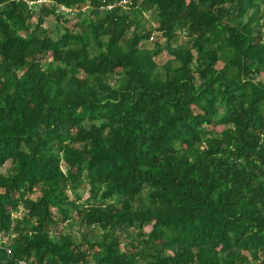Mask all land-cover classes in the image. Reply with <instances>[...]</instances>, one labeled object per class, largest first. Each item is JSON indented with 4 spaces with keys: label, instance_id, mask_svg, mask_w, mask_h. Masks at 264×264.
I'll list each match as a JSON object with an SVG mask.
<instances>
[{
    "label": "trees",
    "instance_id": "trees-1",
    "mask_svg": "<svg viewBox=\"0 0 264 264\" xmlns=\"http://www.w3.org/2000/svg\"><path fill=\"white\" fill-rule=\"evenodd\" d=\"M29 1L0 0V264H264V0Z\"/></svg>",
    "mask_w": 264,
    "mask_h": 264
},
{
    "label": "rangeland",
    "instance_id": "rangeland-1",
    "mask_svg": "<svg viewBox=\"0 0 264 264\" xmlns=\"http://www.w3.org/2000/svg\"><path fill=\"white\" fill-rule=\"evenodd\" d=\"M130 0H126V2H124L123 5H127L129 3ZM44 26L48 27V30L50 31V33L52 34L53 37H56L57 33H60V28L56 27V22L53 20V18H48L44 21ZM69 30L71 31H77L78 30V24H77V20L74 18L69 21V23L66 25ZM148 27H150V23L147 24ZM154 36L156 37V34H154ZM153 43L155 42L152 41ZM160 44L165 47L166 43L165 40H159ZM150 48H152V44H150L149 46ZM168 59H170V57L166 56L165 54L160 55L159 57H156V62L159 64H163L165 63ZM222 127H218L217 131H221ZM87 198V193L85 192L83 194V200H85ZM74 217V214L72 211L68 212V218L69 220L67 222L64 223H59L58 228H57V232H63V233H67V234H71L73 235L75 240H80V228L79 226L74 222V220H72V218Z\"/></svg>",
    "mask_w": 264,
    "mask_h": 264
},
{
    "label": "built area",
    "instance_id": "built-area-1",
    "mask_svg": "<svg viewBox=\"0 0 264 264\" xmlns=\"http://www.w3.org/2000/svg\"><path fill=\"white\" fill-rule=\"evenodd\" d=\"M43 3H47V0H36V1H29L28 2V5H40V4H43ZM113 6H110V8H112ZM61 10H65L63 7L61 8ZM67 11V10H66ZM21 264H24V263H21Z\"/></svg>",
    "mask_w": 264,
    "mask_h": 264
},
{
    "label": "clouds",
    "instance_id": "clouds-1",
    "mask_svg": "<svg viewBox=\"0 0 264 264\" xmlns=\"http://www.w3.org/2000/svg\"><path fill=\"white\" fill-rule=\"evenodd\" d=\"M34 1H36V0H34ZM43 4H46V3H43ZM42 4H40V5H37V6H41Z\"/></svg>",
    "mask_w": 264,
    "mask_h": 264
}]
</instances>
